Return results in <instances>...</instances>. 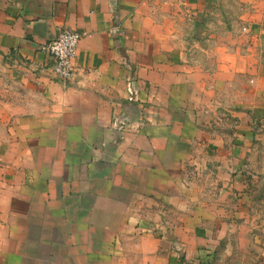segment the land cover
I'll list each match as a JSON object with an SVG mask.
<instances>
[{"label": "crops", "instance_id": "0c3cea01", "mask_svg": "<svg viewBox=\"0 0 264 264\" xmlns=\"http://www.w3.org/2000/svg\"><path fill=\"white\" fill-rule=\"evenodd\" d=\"M243 1L228 27L220 0H0V264H171L169 239L191 250L193 222L246 201L264 0ZM65 29L69 80L42 49Z\"/></svg>", "mask_w": 264, "mask_h": 264}, {"label": "rangeland", "instance_id": "374dc122", "mask_svg": "<svg viewBox=\"0 0 264 264\" xmlns=\"http://www.w3.org/2000/svg\"><path fill=\"white\" fill-rule=\"evenodd\" d=\"M220 2L225 12L219 18L230 27L237 18L236 12L245 2ZM256 168L260 172L255 177L250 176L252 180L248 182L245 195H238L245 197L246 201L239 202L236 207L235 204L220 206L221 209L217 210L220 214L216 215L222 216V222L218 219L212 223L193 222L192 229L197 234L195 242L198 245L192 244L191 250L187 251L183 248L176 249L181 247L179 236L169 239L176 241L174 257L171 255L169 258L171 264H264V152L261 160L256 163ZM241 208H245L246 213ZM207 226L208 230L204 229L202 232L201 229ZM112 248L114 249L108 255L113 257L114 264H121L125 259L126 264H159L157 261H150L142 253H137L132 246H127L126 255H123V249L117 248L116 253L115 247Z\"/></svg>", "mask_w": 264, "mask_h": 264}, {"label": "built area", "instance_id": "2783aa9c", "mask_svg": "<svg viewBox=\"0 0 264 264\" xmlns=\"http://www.w3.org/2000/svg\"><path fill=\"white\" fill-rule=\"evenodd\" d=\"M84 33L65 29L43 46V51L54 60L55 75L62 80H69L76 74L75 58ZM131 92V88L129 89Z\"/></svg>", "mask_w": 264, "mask_h": 264}]
</instances>
